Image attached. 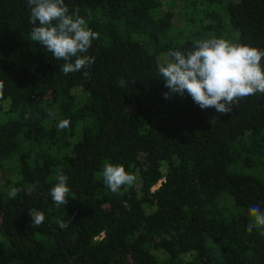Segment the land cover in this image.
<instances>
[{"label": "trees", "instance_id": "16d2710c", "mask_svg": "<svg viewBox=\"0 0 264 264\" xmlns=\"http://www.w3.org/2000/svg\"><path fill=\"white\" fill-rule=\"evenodd\" d=\"M173 1L181 28L165 0H65L99 33L95 62L65 75L31 40L25 0H0V264H264V228L248 231L249 208L264 211V94L222 115L187 92L166 99L157 71L205 39L264 51V0ZM105 162L134 184L114 194ZM58 174L67 205L50 195Z\"/></svg>", "mask_w": 264, "mask_h": 264}, {"label": "clouds", "instance_id": "9594fccd", "mask_svg": "<svg viewBox=\"0 0 264 264\" xmlns=\"http://www.w3.org/2000/svg\"><path fill=\"white\" fill-rule=\"evenodd\" d=\"M25 3L30 9L29 22L33 25L31 40L46 48L54 58L65 61L60 67L63 74L79 72L95 62V58L87 53L93 41L99 38V33L88 27L83 17L69 14L65 0H25ZM169 55L171 62L161 63L157 69L165 87L169 89L163 94L166 99L173 94L184 95L187 92L201 109L214 108L216 112L227 115L241 98L264 94V69L261 66L264 51L257 48L233 44L223 38H212L197 41L194 50L186 54L174 50ZM83 75L88 77L89 72L84 71ZM4 86L0 81V96ZM48 115L55 118L56 113L49 110ZM69 124L67 119L60 120L57 128L62 131ZM56 179L57 183L50 191L52 200L57 206L67 205V196L71 191L69 177L58 174ZM103 179L105 185L117 194L121 193L122 186L131 187L136 177L122 165L105 162ZM19 191L16 187L11 188L9 198L15 199ZM248 211L253 218L248 224V231L264 228V211L258 205L250 207ZM28 214L31 225L42 226L45 221L43 212L30 208ZM57 223L61 228L67 227L62 220Z\"/></svg>", "mask_w": 264, "mask_h": 264}, {"label": "rangeland", "instance_id": "374dc122", "mask_svg": "<svg viewBox=\"0 0 264 264\" xmlns=\"http://www.w3.org/2000/svg\"><path fill=\"white\" fill-rule=\"evenodd\" d=\"M164 1V0H163ZM165 2L167 3V5L169 7H167L165 5V8H170L172 11L175 12V19H174V22H175V25L177 28H181L185 25V21H184V18L181 16V13L183 11V8H184V5L180 4V3H175L173 0H165ZM163 11V9H162ZM160 11L158 14H162L163 12ZM195 31L194 30H191V31H188L186 30L185 34H184V37L185 38H193L195 40H198L197 38H194V37H190L192 34H194ZM236 39V38H235ZM233 44H237L236 40H231L229 41ZM12 173L10 172H6V173H0V189L1 187L3 186L5 180L7 178H9L11 176Z\"/></svg>", "mask_w": 264, "mask_h": 264}]
</instances>
